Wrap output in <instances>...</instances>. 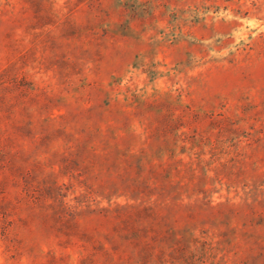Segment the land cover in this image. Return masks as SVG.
Masks as SVG:
<instances>
[{"label": "rangeland", "instance_id": "rangeland-1", "mask_svg": "<svg viewBox=\"0 0 264 264\" xmlns=\"http://www.w3.org/2000/svg\"><path fill=\"white\" fill-rule=\"evenodd\" d=\"M0 264H264V0H0Z\"/></svg>", "mask_w": 264, "mask_h": 264}]
</instances>
